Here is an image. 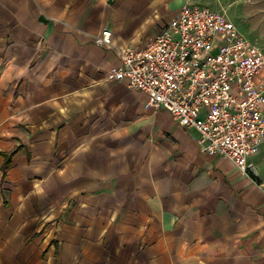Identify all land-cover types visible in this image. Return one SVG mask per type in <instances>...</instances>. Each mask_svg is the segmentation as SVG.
Listing matches in <instances>:
<instances>
[{
  "label": "crops",
  "instance_id": "obj_1",
  "mask_svg": "<svg viewBox=\"0 0 264 264\" xmlns=\"http://www.w3.org/2000/svg\"><path fill=\"white\" fill-rule=\"evenodd\" d=\"M186 1L0 0V264H264V184L108 77Z\"/></svg>",
  "mask_w": 264,
  "mask_h": 264
},
{
  "label": "built area",
  "instance_id": "obj_2",
  "mask_svg": "<svg viewBox=\"0 0 264 264\" xmlns=\"http://www.w3.org/2000/svg\"><path fill=\"white\" fill-rule=\"evenodd\" d=\"M95 42L111 46V32L104 29ZM118 58L109 79H126L149 106L196 130L201 154L220 156L254 179L247 157L264 144V56L230 20L187 0L145 47L118 50Z\"/></svg>",
  "mask_w": 264,
  "mask_h": 264
},
{
  "label": "rangeland",
  "instance_id": "obj_3",
  "mask_svg": "<svg viewBox=\"0 0 264 264\" xmlns=\"http://www.w3.org/2000/svg\"><path fill=\"white\" fill-rule=\"evenodd\" d=\"M259 3L257 0H195V5L230 20L239 36L256 46L264 56V3ZM258 79H264V68ZM255 164L256 172L253 170V181L263 187L264 145L259 150Z\"/></svg>",
  "mask_w": 264,
  "mask_h": 264
}]
</instances>
